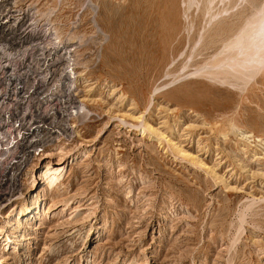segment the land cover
Instances as JSON below:
<instances>
[{
	"label": "rangeland",
	"instance_id": "374dc122",
	"mask_svg": "<svg viewBox=\"0 0 264 264\" xmlns=\"http://www.w3.org/2000/svg\"><path fill=\"white\" fill-rule=\"evenodd\" d=\"M2 5L31 24L40 58L21 70L45 73L34 83L47 95L43 118H69L25 166L16 196L19 166L0 157L12 184L0 197V264H264V72L242 92L197 74L264 0ZM60 159L49 189L41 170ZM29 193L30 225L13 229L5 217Z\"/></svg>",
	"mask_w": 264,
	"mask_h": 264
},
{
	"label": "built area",
	"instance_id": "2783aa9c",
	"mask_svg": "<svg viewBox=\"0 0 264 264\" xmlns=\"http://www.w3.org/2000/svg\"><path fill=\"white\" fill-rule=\"evenodd\" d=\"M3 1L0 0V153H6L5 158L6 162H10L9 165L19 166V170L15 172L16 196L19 191V178L25 166L30 162L32 157L41 152L53 137L60 135L59 133L63 131V123L69 117L60 114L54 120H44L43 115L45 111L44 107L40 106V101L47 95L46 93H42L43 89H40L34 83L41 80L40 77L45 73L38 74L31 70H21L24 66L34 65V61L40 58L37 57L33 60L34 50L32 47H34L35 43L30 45L29 43L32 40L28 37L31 24L17 21L15 19L16 16L11 14L14 8L2 5ZM51 51H53L52 48ZM58 65L59 63L53 67L50 79L54 78V71L59 69ZM67 79L62 78L61 85H65L63 87L66 91H63L66 95L68 93L69 99H71L72 96L69 94V90L73 86L69 85L66 81ZM71 81L70 78V83ZM31 98H33V101L30 100ZM75 104L72 103V107H77ZM67 108L70 109V106ZM69 109L68 112L70 111ZM20 129L21 135L18 137L17 133ZM65 130L68 131V129ZM24 132H29L30 137L23 138ZM20 144L35 145L34 147L25 149V155H14V149ZM2 175L3 173L1 172V199L4 194L2 191L3 186L4 188H9L12 185L7 180L9 179V173ZM15 196H12L10 200L14 201ZM10 200L4 202L2 207L10 203Z\"/></svg>",
	"mask_w": 264,
	"mask_h": 264
},
{
	"label": "bare ground",
	"instance_id": "6f19581e",
	"mask_svg": "<svg viewBox=\"0 0 264 264\" xmlns=\"http://www.w3.org/2000/svg\"><path fill=\"white\" fill-rule=\"evenodd\" d=\"M254 19H252L253 21L250 20V22L252 21L250 24L247 26L245 25L246 28L244 27L245 29L243 28L244 30H241L242 32L239 36H236L234 40L228 42L225 46L223 45V50L220 55H218L214 61L212 60L213 62L211 64L206 63V69H202L197 74L207 75L211 78V80L217 82L218 84L222 86H229L231 89L240 92H242L251 81L261 75L264 72V8L261 17L257 20ZM70 59H72V57L69 55L65 57L66 63L68 65L65 70L69 67V63L72 62ZM70 72L71 71L68 73L65 72V75L67 74L68 77L72 76L71 79L74 81L76 79V74L74 75V72ZM197 74L195 75L197 76ZM44 120L46 119L44 118ZM20 135L21 129L18 130L17 133L18 137ZM29 137V132H24L23 138ZM30 146L34 147L33 145ZM29 147L26 144L18 145L14 149V155L18 151H21L23 154L25 149ZM2 156L6 157V153H0V157ZM49 156L51 155H46L45 158H48ZM64 163L65 161L60 159L57 164H47L42 168V172L40 171V176L41 178H44L43 180L49 186V189H54L58 185L59 178L62 176L63 171H65L63 166ZM35 190L36 189L33 191ZM37 204L38 201L36 194L33 195V193H29L28 196L23 197L22 202L19 205L22 207V211L19 213L17 210L13 216V211H11L7 217H5L7 220L9 219L8 223H11V225L14 226L11 228H22L23 226L29 227L30 222H28L27 219L34 214L33 211L35 207H37ZM24 220L26 222L23 224ZM4 234H2V231H0V235L2 236L1 242L4 244L3 249L8 246L9 241V238H7V236Z\"/></svg>",
	"mask_w": 264,
	"mask_h": 264
}]
</instances>
